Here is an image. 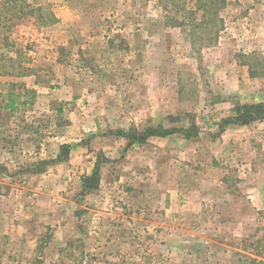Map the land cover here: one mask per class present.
<instances>
[{
    "label": "rangeland",
    "instance_id": "1",
    "mask_svg": "<svg viewBox=\"0 0 264 264\" xmlns=\"http://www.w3.org/2000/svg\"><path fill=\"white\" fill-rule=\"evenodd\" d=\"M5 1L0 264H264V120L228 151L216 126L234 101H264V0H218L208 29L170 26L194 0ZM192 121L191 145L114 133ZM65 143L66 161L23 170ZM215 180L239 195L196 209L188 191Z\"/></svg>",
    "mask_w": 264,
    "mask_h": 264
},
{
    "label": "trees",
    "instance_id": "2",
    "mask_svg": "<svg viewBox=\"0 0 264 264\" xmlns=\"http://www.w3.org/2000/svg\"><path fill=\"white\" fill-rule=\"evenodd\" d=\"M196 3L195 8L189 10V14L186 17H183L182 20H177V18H170V26H178V27H186V22L188 21L189 27L192 29L197 28L198 26L203 29H208L207 24L211 22V18H208L206 20V17L208 13H211V11H214L213 15L214 18L217 14L216 8H217V1L218 0H194ZM222 4L226 2V0H221ZM16 3V0H7L5 1V4H7V7L9 8L6 10L7 12H10L11 8H14L12 4ZM11 7V8H10ZM205 11L204 14L200 15V19H198V22H195L191 25L194 21H197V18H195L194 14L198 10ZM207 9V10H205ZM13 10V9H12ZM16 11H12L14 13ZM28 13L33 14L32 10H27ZM6 13V12H5ZM42 19V17H40ZM212 31V30H211ZM216 29L214 30V32ZM193 33V32H192ZM253 73V72H251ZM15 100L14 98H10L8 102L4 105V108H9L10 110L16 109V106L14 105ZM232 108V114L227 116L226 118H223L220 123H218V130L221 132L225 129L228 125H248L251 122L257 121V120H264V101H258V102H240L238 100L234 101ZM171 122H176L180 118L177 116H169ZM190 131V132H189ZM174 132H181L182 137L184 139H190L192 137H195L198 135V128L195 126L194 122H190V125L187 128H164L161 125H158L157 127L147 126L144 129H138L136 126L132 128L131 130L124 131V130H116L114 133L118 136L125 137L128 139V143H142L147 138L152 136H158V137H165L172 135ZM68 153H69V145L68 144H61L58 154L55 156V158H52L50 160H39L37 162H31L27 163V165L22 166L23 170L27 173H39L44 170V168L48 164H56L63 161H66L68 159ZM7 171V168L4 165L0 164V173H3ZM100 181V175L98 171V166L94 168V170L91 172L90 175L83 176L82 177V191H88L91 189H96L99 185Z\"/></svg>",
    "mask_w": 264,
    "mask_h": 264
},
{
    "label": "crops",
    "instance_id": "3",
    "mask_svg": "<svg viewBox=\"0 0 264 264\" xmlns=\"http://www.w3.org/2000/svg\"><path fill=\"white\" fill-rule=\"evenodd\" d=\"M217 124H216V126L218 128ZM246 126L247 125H241V126H239V125H228V126H226L225 130L220 134V138L217 139L218 141H220V145L222 146V148H224L226 151H228L231 149L232 143L235 146H238V143L242 146H245V145L248 146V140H244V141L238 140V138L240 137L239 131H241ZM190 140H191V138L190 139H184L182 137V141H183L182 144L185 143L186 145H191ZM193 152H194V150H193ZM184 153H187L186 149L184 150ZM190 157H191V155L188 152L187 158L189 160H190ZM203 177H206V175H204ZM201 179H203V178H201ZM222 182H223V180H219V181L215 180V185H214V187H211V188L204 187L200 183L199 186L194 187L192 190L188 191L189 198L191 196L192 197L197 196V198H198L194 202L195 207L197 206L196 209H198V208L201 209L200 208L201 206L203 208H205L206 206H208V204L210 206L216 207V203H219V201L221 200L222 197L229 198L230 200H233V201L237 198V195H239V192L237 190L232 191V190L225 189L224 187L219 185ZM170 197H172V194ZM248 197H250V196H248ZM220 204H222V203H220ZM225 205H226V203H223V206H225ZM253 205L254 204L252 203V206H250L249 202L246 201V204H244V207L247 208L246 210H249V209L253 210V208H252V207H254ZM234 209L238 213L239 208L237 207V205L234 206ZM236 221H238V219ZM232 225H233V222H232Z\"/></svg>",
    "mask_w": 264,
    "mask_h": 264
}]
</instances>
